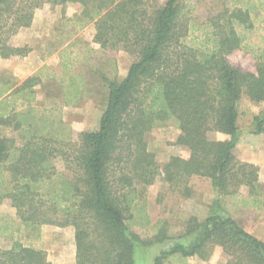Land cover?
Segmentation results:
<instances>
[{"label": "trees", "instance_id": "obj_1", "mask_svg": "<svg viewBox=\"0 0 264 264\" xmlns=\"http://www.w3.org/2000/svg\"><path fill=\"white\" fill-rule=\"evenodd\" d=\"M79 4L95 21L94 43L122 49L135 61L123 79L101 76L107 89L99 129L71 139L62 110L94 92L85 68L89 54H59L63 75L44 66L21 83L0 74V204L10 201L25 226H73L76 264H136L138 248L165 245L153 264L208 261L217 247L227 264H264V241L246 231L223 202L248 195L243 207L264 206L260 168L239 160L242 137L239 105L244 97L264 104V0H223L206 22L192 18L184 0H0V58H25L28 47L11 39L30 28L45 3ZM246 50L260 61L257 73L234 67L228 56ZM46 98L35 104L38 89ZM179 131L176 145L189 158L171 157L161 168L147 136L159 124ZM227 137L213 141L209 133ZM251 135L264 134V110L253 118ZM60 158L64 171L55 159ZM210 179L220 198L204 220L190 218L172 237L167 222L154 224L146 196L163 177L171 187H187L194 177ZM187 193V194H186ZM186 194V195H185ZM3 236L12 224L1 225ZM0 264H52L44 250L12 240L0 250Z\"/></svg>", "mask_w": 264, "mask_h": 264}, {"label": "rangeland", "instance_id": "obj_2", "mask_svg": "<svg viewBox=\"0 0 264 264\" xmlns=\"http://www.w3.org/2000/svg\"><path fill=\"white\" fill-rule=\"evenodd\" d=\"M164 1V0H161ZM193 8L192 18L195 22L204 23L207 19L221 10L223 0H184ZM79 4L53 5L45 3L35 12V19L23 35L22 42L30 44L29 59L3 60L0 64V74L3 78L12 77L21 83L29 75L48 66L51 72L63 75L60 67L59 54H74L82 59V54H89L85 68L88 81L93 84L94 92L77 105H69L62 110V118L68 124L70 136L77 142L82 132H93L99 129L100 119L106 106L107 89L101 80L105 75L112 79H123L135 61V57L122 49H101L94 43L96 34L95 21L82 16ZM28 29V28H25ZM21 32L18 33L20 35ZM18 35L11 39V44L20 46ZM253 45L258 50L264 47L262 37H254ZM228 61L236 68L247 73H257L260 61L246 50H236L228 56ZM44 89H38L35 104H42L46 98ZM264 110V104L257 105L244 97L239 105V127L242 137L235 149L236 157L244 162L253 163L260 168V182L264 185V134L255 136L248 132L253 118ZM0 136L18 139L19 134L11 129L0 128ZM179 131L171 123L159 124L147 136L148 148L156 156L161 168L171 157L189 158L186 148L176 145ZM210 140L223 141L226 136L210 132ZM60 171H64V164L60 158L55 159ZM191 195L184 197L185 186H170L163 177L157 179L149 187L147 198L150 203L152 220L167 222L168 233L172 237L182 235L187 221L195 217L204 221L214 209L219 194L212 186L210 179L194 176L187 183ZM241 196L223 200L230 213L238 223L249 233L264 241V206L259 209L243 207L241 202L247 197L246 188L241 189ZM1 225L12 224V235L3 236L0 233V250L9 248L12 240L22 242L27 247L44 250L52 264H76L75 229L73 226L57 227L43 225L38 228H29L22 224L17 216L16 209L6 200L0 204ZM165 245L138 248L136 264H153L154 259L163 250ZM228 257L222 248L217 247L208 261L197 257L186 259L184 264H227Z\"/></svg>", "mask_w": 264, "mask_h": 264}, {"label": "crops", "instance_id": "obj_3", "mask_svg": "<svg viewBox=\"0 0 264 264\" xmlns=\"http://www.w3.org/2000/svg\"><path fill=\"white\" fill-rule=\"evenodd\" d=\"M30 28H28V29H22L20 32H21V34L20 35H18V38H17V42H19L20 43V46L21 47H25L26 45H28V44H30V42H27V41H24L23 43H21L22 42V39H23V35H26V34H28L29 32H27L28 30H29ZM30 56V58H32L31 57V54H29L28 55V57ZM28 57H25V58H20V59H29ZM14 59H17V58H14ZM13 59V60H14ZM3 61V59L2 58H0V64H1V62ZM44 66H46V65H44ZM43 66V67H44ZM42 67V68H43ZM41 68H39L37 71H35L34 73H32L31 75H29V76H32L33 74H35L36 72H38L39 70H40ZM28 76V77H29ZM27 77V78H28Z\"/></svg>", "mask_w": 264, "mask_h": 264}]
</instances>
